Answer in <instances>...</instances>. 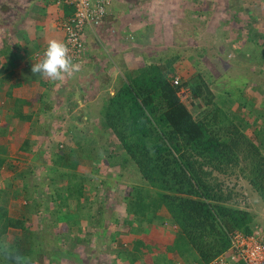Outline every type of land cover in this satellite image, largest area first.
Returning a JSON list of instances; mask_svg holds the SVG:
<instances>
[{"label":"rangeland","instance_id":"1","mask_svg":"<svg viewBox=\"0 0 264 264\" xmlns=\"http://www.w3.org/2000/svg\"><path fill=\"white\" fill-rule=\"evenodd\" d=\"M30 1L33 0H0V25L19 28L16 22L24 16ZM126 1L117 0L118 7L122 8ZM34 2L40 12L44 8L41 0ZM132 2L148 17L146 24L142 21L145 26H138L135 38L127 40L132 42L129 51L133 52V61L126 65L121 62L122 53L115 57L114 52L108 55L104 51L105 72L97 73V85L84 83V96L77 86L80 76L75 73L53 80L47 98L56 105L50 109L46 106L49 102L38 98L40 90L28 88V93L18 87H22L18 81L25 78L22 76L26 72H30L27 81L35 78L34 57L29 63L28 59L14 63L17 36L13 33L16 41L0 36V41L7 39L5 49H9L3 53L0 44V77L10 74L2 86L0 79V207H4L7 216L23 220L26 229L10 228L2 243L10 249L18 237H31L32 248L39 255L32 260L31 252L26 253L27 264H155L156 260L166 264L165 257L158 258L161 253L168 255L172 264L186 262L177 253L167 252L176 236V226L166 220L142 222L140 205L130 193L139 189L146 194L155 189L135 164L125 162V150L115 134L101 123L106 93L114 95L126 81V73L135 76L142 65L163 64L176 56L174 74L182 82H197L200 75L216 96L226 89L236 95L235 89L241 84V109L246 115L241 117V127L252 139H264V61L257 59L260 53L264 60V0ZM104 38L113 47L111 40L123 37L110 33ZM122 41L119 51L125 48ZM114 48L117 49L110 51ZM238 65L241 76L232 72ZM113 67L116 71L109 76L106 71ZM106 81L107 87L100 89ZM15 82L20 83L17 90L9 89ZM179 95L195 117L209 108L194 98L186 85ZM17 98L26 103H16ZM18 108L32 115V119H16ZM250 121L255 124L251 126ZM59 156L64 157L62 164H58ZM214 177L226 191H231L232 204L247 208L254 215V226L264 228V204L241 171H215ZM80 183L82 196L78 200L69 198V187ZM159 216L165 219L168 214L162 209ZM140 240L144 242V254L134 257L136 242ZM130 257L135 260L132 262Z\"/></svg>","mask_w":264,"mask_h":264},{"label":"trees","instance_id":"2","mask_svg":"<svg viewBox=\"0 0 264 264\" xmlns=\"http://www.w3.org/2000/svg\"><path fill=\"white\" fill-rule=\"evenodd\" d=\"M177 60L174 56L163 64L142 65L135 76L126 73V81L119 90L114 95L106 93L100 119L103 128L111 130L125 150V162L135 164L144 180L155 189L147 190L146 194L138 192L139 189L130 193L140 205L142 222L166 220L176 226V236L167 252L177 253L187 264H202L229 248L230 232L251 234L254 230L253 213L232 204L233 194L218 179H213V174L238 168L264 204V139L256 143L245 128L231 121L216 102L209 83L200 75L197 82L173 85ZM81 69L82 66L75 75ZM8 75L0 77L1 86L10 78ZM18 82L22 84L21 80ZM106 84L107 81L102 82L100 89L106 88ZM184 85L191 89L194 98L209 107L204 114L195 117L181 100L179 92ZM15 102L26 103L18 98ZM14 117L32 119V115L19 108ZM63 158L59 156L58 164L63 163ZM82 187L81 183L69 187L68 197L78 200ZM162 209L168 214L165 219L159 216ZM10 228L26 230L25 222L7 216L4 207H0V262L27 264L26 253L31 252L32 260L39 255L32 248L33 239L20 236L9 249L2 243V237ZM143 245L141 240L136 242L134 257L144 254ZM163 257L166 264H172L165 253L158 256Z\"/></svg>","mask_w":264,"mask_h":264},{"label":"crops","instance_id":"3","mask_svg":"<svg viewBox=\"0 0 264 264\" xmlns=\"http://www.w3.org/2000/svg\"><path fill=\"white\" fill-rule=\"evenodd\" d=\"M51 1V3H50ZM120 1V0H119ZM31 4L28 5V8L26 11H24L23 15L19 18V20L16 22L19 25V28L15 27H8L6 25H0V36L4 35L7 39L12 38V40L16 41L15 37L17 36L18 44L16 46V58L14 63H22L24 60L26 61L28 59V63L32 62V57L35 53V51L39 48H42L44 46H47V43L51 39H58L62 40L64 38L63 32L56 29L57 22L62 17H67L71 15L72 10L69 7H61L57 0H41V3L43 5V9L40 12L38 11V3H35L34 0L30 1ZM264 3V2H263ZM41 5V6H42ZM123 9L119 8L117 5V0H113V10L115 12L114 15H110L108 19L106 20V23L103 27H101L100 30L97 32L89 31L87 34L88 39V50H89V59L87 60L84 67L80 70L79 73H77L76 77L80 76L78 79L79 82L77 83L78 89L83 91L84 96V89L83 85L86 83L85 86H88L89 83H95L97 85V82L99 83L100 78L97 76L98 72H105V62L104 60L105 56L104 51L111 55V52H114L115 57L118 53H122V61H125V64H129L130 61H133V52L129 51L132 49L131 46L132 42H127V40L131 41L135 36L137 35V28L138 26L144 25V23H147V15L142 12V8L135 9L134 6L136 5L135 2H132V0H127L126 3H123ZM53 11L49 12V11ZM139 12V14L137 13ZM11 13V12H10ZM36 16H39L40 18L38 20H34ZM145 18V19H144ZM145 26V25H144ZM15 28V29H14ZM253 32H259L255 29L252 30ZM16 35H14V34ZM112 34V35H119L122 40H124L125 48L123 51L120 50V41L121 39L117 40H111L114 44L113 47H117V49L114 48V51H110L113 47H111V42L104 41L106 34ZM260 33V32H259ZM123 35V36H122ZM116 38V37H111ZM119 38V37H118ZM6 41L1 40L0 44L1 47H3V53H7L8 48L5 49V43ZM107 40V39H106ZM9 42V41H8ZM117 42V43H116ZM123 42V41H122ZM116 44V46H115ZM128 44V45H127ZM15 49V48H14ZM13 49V50H14ZM134 49V48H133ZM241 51V50H240ZM1 54V53H0ZM257 55V54H256ZM30 58V59H29ZM256 59V58H255ZM257 59L262 60L260 53L257 55ZM18 61V62H17ZM12 63V61H10ZM241 64V63H240ZM1 68V67H0ZM238 69L233 70L232 72L235 73L234 75L241 76V65H238L236 67ZM116 71V67H113L112 70L106 71L109 76L112 75ZM22 72V71H21ZM24 72V70H23ZM22 72V73H23ZM30 72H26L22 77H25L21 82V86H18L22 92H30L31 90L28 88H31L38 92L40 90L41 92L38 95L39 99H42V101L45 99L47 102L46 106L51 108L53 105H56V102L52 100H48L47 95L49 96L50 90L48 89L51 81V79L47 77L40 76L39 74H35V78L32 81H27L26 75H28ZM32 73V72H31ZM180 73L184 75L181 71ZM34 74V73H33ZM31 74V75H33ZM18 79V76L16 75V80ZM7 80V79H6ZM19 80V79H18ZM17 80V81H18ZM51 80V81H50ZM5 83V82H4ZM83 83V84H82ZM79 84V85H78ZM81 84V85H80ZM15 85V86H14ZM94 85V84H93ZM17 83L15 84L11 83L9 85V89L14 88V91H16ZM85 88V87H84ZM30 90V91H29ZM44 90H46L48 93H44ZM213 90V89H212ZM227 90V89H226ZM224 90L222 95H217L216 100L217 103L223 108V112L225 115L233 121L236 125L240 126L241 128V117H245L244 110L241 109V84L237 85L235 91H237V94L234 95V93L229 92L230 90L226 91ZM10 91V90H8ZM7 91V92H8ZM19 91V90H18ZM11 92V91H10ZM8 92V93H10ZM214 92V91H213ZM215 93V92H214ZM82 94V93H80ZM15 95V94H14ZM79 95L76 94L75 98H78ZM251 99L253 97H250ZM67 103V102H64ZM255 105V104H254ZM227 109V111L225 110ZM244 112V114H243ZM251 122V121H250ZM251 126L255 123L251 122ZM248 135V131L246 132ZM252 138V137H250ZM254 139V138H253ZM255 140V139H254ZM256 143H258L257 140H255ZM75 199V198H74ZM77 200V199H75ZM71 221H67L69 223ZM75 224V223H72Z\"/></svg>","mask_w":264,"mask_h":264},{"label":"built area","instance_id":"4","mask_svg":"<svg viewBox=\"0 0 264 264\" xmlns=\"http://www.w3.org/2000/svg\"><path fill=\"white\" fill-rule=\"evenodd\" d=\"M61 7H69L72 14L62 17L57 22L59 31L70 48L74 62L84 65L88 58L86 36L89 31L98 30L108 16L115 14L113 0H57ZM47 46L40 48L33 55L35 63L43 58ZM175 86L181 85V78L173 80ZM230 246L209 263L202 264H264V228L256 226L251 234L235 231L229 234ZM180 264H187L181 261ZM175 264H178L176 262Z\"/></svg>","mask_w":264,"mask_h":264},{"label":"clouds","instance_id":"5","mask_svg":"<svg viewBox=\"0 0 264 264\" xmlns=\"http://www.w3.org/2000/svg\"><path fill=\"white\" fill-rule=\"evenodd\" d=\"M105 23L103 24V26L105 25ZM100 29L101 27L98 30ZM98 30H92V32H97ZM87 39L88 36H86V47L87 51H89L87 46ZM88 59L89 52L87 60ZM86 62L84 63V65L86 64ZM84 65L82 66V68L84 67ZM79 69L80 65L79 63L74 62L73 57L70 54V48L68 47L67 43L58 39L49 40L47 43V47L44 50L43 58L39 62L33 63L32 65V72L34 74H39L40 76L47 77L51 80H63L65 76H72L74 73L78 72ZM52 82L53 81H51V83Z\"/></svg>","mask_w":264,"mask_h":264}]
</instances>
